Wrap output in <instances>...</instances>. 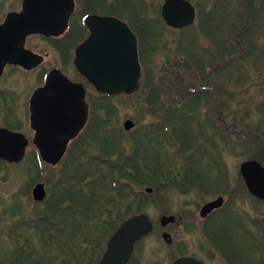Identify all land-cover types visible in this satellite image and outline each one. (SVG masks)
I'll return each mask as SVG.
<instances>
[{
    "label": "flooded vegetation",
    "instance_id": "af4514ba",
    "mask_svg": "<svg viewBox=\"0 0 264 264\" xmlns=\"http://www.w3.org/2000/svg\"><path fill=\"white\" fill-rule=\"evenodd\" d=\"M186 1L194 8V20L190 25L178 29L166 25L161 17V8L159 14L153 20L150 21L145 18V15L142 13L137 14L136 22L134 23L128 13V0H63V5L60 8L62 15L70 12L67 24L59 25L60 29L64 27L63 32L58 36L48 37L40 34H31L24 38L22 47H16L22 52V54L16 56L19 62L5 64L0 74V131L5 130L13 134H18L17 140L11 142L3 141L2 145L10 151L23 148V154L18 160L9 161L0 158V173L4 176L0 178L4 182L10 179L12 184L15 183V191L19 196L17 203H14L11 207L13 220H11L10 234L8 236L11 245L15 247L17 243H20V240H24L25 244L30 242L28 239H20L14 235L17 233V226L23 224V227H27L38 234L39 246L47 250L53 241V238L50 236V228H55L58 238L59 234L65 230V227L62 226L64 219H69V230L75 229V226L79 224V217L77 215L80 214L81 210V195L87 201H92L93 199L94 202L96 201L95 196H90L87 191H81L78 180L73 179L72 182H69L65 179L64 166L70 160L71 153L69 150L77 149L78 147H92L97 133L99 135L104 134L106 138H111L114 132V126H111L112 118L115 119L118 116L117 110L113 106V99L122 97L129 98L130 96L138 94V99L140 98V102L144 103L143 101L149 98V94L144 93L145 88L152 83L154 93H150L151 98L149 103L152 104L150 105L152 108L158 109V112L156 114L153 112L154 122H152L153 125L150 126V130L145 131L142 129L139 133L138 137L142 152H144L145 146H148L149 143H152L153 147L154 145H159L161 133H164L166 136V142L174 143L173 137L176 139L175 134L177 131L174 127V131H170V123L178 128V123L181 124L182 122L185 131L187 121L188 126H190L191 111L187 110L186 114L185 111L184 114H181L180 111L177 114L175 106L172 105L178 99L174 101L169 99L170 101H168L161 94V86L164 85V78L162 80L159 73L163 74V76L167 73V75L178 78L175 74L177 72L176 69H180V67H177L176 64L169 68L161 67L159 73L155 75H152L148 69L150 54L156 51L155 47L158 42L166 39L162 36L163 33L159 31L158 27L172 29L174 31H180L186 28L191 29L193 27L198 28V34H195L194 31L190 33H193L191 35L193 38L191 39V43L197 42L198 37L222 38L221 46L219 45L221 51L219 58L221 57L222 64L214 65L212 70H206L203 62L198 63L201 74L195 78L196 84L203 86L199 90L203 91V93L206 90L207 94H210L209 96L213 99V113L217 115L216 122L222 124L223 113L220 110L224 105L222 93L217 89L218 87L215 89L216 92H214L213 86L216 83L218 85L220 83L221 86V82L223 85V73L226 64H224L225 62L222 56L225 57V52L230 55L236 51L231 50L235 46L233 43L230 44L231 46L227 45V47L226 43H230L231 38L235 37L233 42L239 49H242L246 42L247 52L256 53L264 49L261 48V44L264 43V0H235L236 5H233V0H218L215 4L216 8L202 16L198 14L200 11L197 10L196 6L190 0ZM5 2L6 0L0 1L1 4ZM22 2L23 0H19L16 6L17 8L14 7L15 9L12 8L3 13L0 24L9 13H20L22 11ZM69 2H72V4ZM222 7L224 8L222 9ZM124 25L130 29L135 37L139 65L138 90L134 94H121L118 96L100 94L78 72L73 62L74 55L80 50L81 45L91 34L93 36L91 44L94 57L99 56L101 52H99V48L104 44H107L110 49L113 46L118 48L124 41ZM143 28L145 30L141 31ZM144 35L145 37H143ZM243 37L247 40L246 42L238 40V38ZM33 38L40 41L43 45L33 46L30 44ZM145 45L148 47V53L145 51ZM152 45L153 50H151ZM50 53L55 54L56 59L54 63L47 64V58L51 56ZM79 55L81 54L79 53ZM115 56L118 65L122 66L118 61L119 57L117 53H115ZM108 57L111 59L110 63H114L112 62V59H114L112 51ZM214 57L215 54L213 53L209 55V59L214 60ZM69 66L73 68L75 78H71L68 75L67 67L69 68ZM165 66L167 67V65ZM53 70L61 72L72 83L82 85L88 108L86 124L78 135L68 142L65 153L56 164H50L42 159L37 147L40 139L34 128L35 125H41L45 135L41 137V140L45 139L47 140V144L56 147L54 139L58 138L56 132L57 126L55 123L51 124L48 118H43V115L50 113L49 104L53 105L54 103L51 104L48 100L40 102L34 99V93L36 90L45 86L47 75ZM204 70L206 71L204 72ZM23 74L24 76L27 75V78H21L20 75ZM215 74L218 75L217 79L215 78ZM11 81L12 84L17 85L16 89L9 88ZM208 85L212 89L207 87ZM19 87H22L21 91H19ZM188 89L191 93L195 91L191 88ZM191 93L183 94L185 95L184 97L189 99V101L184 103L190 107L192 106L191 100L193 99V93ZM183 105L181 103L179 106L182 108ZM165 107H168L169 110L165 111ZM180 114L181 116L178 117ZM127 120L129 119L123 121L122 128L125 131L124 137L131 138L133 136L132 128L130 130L124 129V122ZM176 135L178 137V134ZM220 136H223L220 129L206 136L208 147L214 146L215 140ZM49 138L50 143L48 142ZM190 138L191 136L186 132L184 139H182L181 147L184 148L185 155L187 151H192V143L187 141ZM149 139H151V142ZM154 150L155 148H153V156L154 158L156 157L154 161V164H156L155 168L149 171H154L152 176L154 180L161 182L163 187H171L174 184L177 188L175 191L179 190L178 193L188 197L180 201L179 206H172L171 214L168 215L162 211L161 205H159L156 208L160 212L157 222L152 221L145 214L152 223V230L148 235L135 242L127 264H132L133 262L137 264L136 258L142 250V245L154 234H157L159 240L168 249L167 264H264V226L261 228L262 231H259L257 226H255L253 217L242 210L235 201V194L238 190L237 182L243 188L242 194L258 201L264 200L258 199L250 193L240 173L241 164L247 160L240 163L237 180L233 183L229 181V176L225 173L202 172V169L199 167L202 164L197 163V159L195 160L191 157H183V161H186L184 164L188 165L183 171L190 172L195 170L199 173L182 174L175 172L161 175L159 172L160 161L157 162L160 155L156 153L155 156ZM12 154L15 155L16 152H12ZM124 155L128 156L126 152H124ZM219 160L216 158V163ZM258 162L263 166L260 161ZM21 166H25V170H23L24 174L33 177V179L30 181L29 179H22V182L16 185V170ZM59 167H62V170H60V173H57ZM206 170L210 169L206 167ZM37 186H41L37 192L38 197L41 198H35L34 196V190ZM218 187L221 189L217 191L219 192L218 195L207 200L201 199L199 201L197 195L194 194L199 193V197L203 198L205 196H202V194L215 193L214 189ZM150 192L146 191L147 194H151ZM160 194L158 192L155 197L159 198ZM156 198L154 201L157 200ZM219 198L221 200L220 206L214 207L204 214L202 213L207 204ZM83 202L85 201L83 200ZM104 209L106 210L102 208L103 211H99V216L101 214L105 216L104 221L102 220L103 222H101V229L107 236L104 235L103 238H99L97 241L98 246L104 245V248L102 247L100 249V253H97V250L91 254H83V258L86 259L84 264H100L109 238L130 217L123 219L124 216H120L118 211L122 209L120 206L111 208V210L105 207ZM114 212L119 214V216L117 215L118 218L112 220L113 218L110 216ZM108 217L112 221L110 224L109 222H107L108 224L105 223ZM163 217L170 218L171 220L169 222H162L161 219ZM193 240L197 241L195 246H193ZM29 245L32 244L29 243ZM24 251V254L14 251L3 256L8 257L12 262L15 261V264H31L33 259L31 256L35 253L33 254L32 249H24ZM50 264L82 263H80L77 254L61 253L51 255Z\"/></svg>",
    "mask_w": 264,
    "mask_h": 264
},
{
    "label": "rangeland",
    "instance_id": "374dc122",
    "mask_svg": "<svg viewBox=\"0 0 264 264\" xmlns=\"http://www.w3.org/2000/svg\"><path fill=\"white\" fill-rule=\"evenodd\" d=\"M190 1L196 6L197 10L200 11V13L198 14H201L202 16L210 13L212 9H215V4L218 0ZM18 2L19 0H6L4 4L0 3V19L2 18V14L4 12L9 11L14 7L17 8L16 6ZM131 2L133 3L131 4L132 8H130V0H128V13L129 16H131V18L133 19L134 23L136 22L137 14L142 13L145 15V18L149 19L150 21L153 20V18L159 14L161 5L163 4V0H131ZM233 5H236L235 0H233ZM223 8L224 7H222V9ZM154 24L156 23L154 22ZM158 29L163 33L162 36L166 39L158 42L157 46L155 47L156 51L150 54V60L148 59L150 63L148 64V69L150 70L152 75H155L156 73H159L161 67L169 68L174 64H176L177 67H180V69H176L177 72L175 74V76H177L178 78L173 77L172 75H167V73L164 76L161 73H159V75L161 76L162 80L164 78V85L161 86V94L163 98L168 101H170L169 99H171V101L178 99V101L175 102L172 106L181 109L179 105L181 103L184 104V102L189 101V99L187 97H184L185 95H183L191 93L190 91H188V88L195 90L194 92H192L193 94L191 93L192 96L194 94L202 92L201 90H199V88L203 86L197 85L195 82V78L197 77V75L201 74L198 68V63L203 62L206 70H212L214 65L222 64L221 57L219 58V54L221 53L219 45L221 46L222 38L198 37L197 42L191 43V39H193L191 35H193V33H190L191 31H194L195 34H198V28H186L180 31H174L172 29H166L163 27H158ZM144 30L145 29L143 28L141 31ZM143 37H145V35ZM234 39L235 37H232L230 43H226V47L227 45L233 43L235 46H233L231 50L236 51L232 53L229 58V54L225 52L224 56L226 57L222 56V59L225 62L224 64H226L228 60H230V58L233 56L236 59V63H230L227 69L225 68L226 66L224 67L225 70L223 73V85L221 82V86L220 83L219 85L218 83H216V85L213 86L214 92H216L215 89L218 87L217 89L222 93V100L224 104L223 108H220L223 113L222 124L216 122L217 115L213 113V99L209 96L210 94H207L206 90L204 91V99L201 101V103H199V108L197 109V118L198 121L201 122L199 124H202L205 127V137L212 132H215L219 129L221 130L223 136H220L215 140L213 148L208 147L209 145L206 143L207 141L204 140L199 144H201L204 148L206 147V151H187L186 155L181 156V152H179V150L180 148H182V139H184L186 134L183 123L181 122V124L178 123V129H180L178 137L176 134V139L175 137H173L174 143L166 142V136L164 135V133H161L160 144L157 146L154 145V147L153 144H151L150 146H145L146 148L144 152H142L140 143L138 144V147H132L133 141L131 143V138L124 137L125 131L122 128V123L126 119L132 121L134 126L131 130L132 132L135 131L138 136L142 129H144L145 131L150 130V126H152V122H154L153 112L155 114L158 112V109L152 108L150 106L152 104L149 103V100L151 98L150 93H154L153 85H151L152 83L149 86L147 85V87L145 88L144 93L149 94V98L145 99L143 101L144 103L140 102V98L138 99L137 97L138 94L130 96L129 98L122 97L113 99V106L114 108H116L118 116L115 119L112 118L113 121L111 120V126H114V131L122 132V145L125 147L124 152H126L128 156H137L136 149H139L140 153L138 154L137 158L141 159V165L144 169L145 174L147 173L148 169L153 170L155 168V166L152 164H154L153 160L155 161L156 157H151L152 154H150L151 150L149 148H155V156L156 153H159L160 156H166L170 160V162L165 161L162 157L157 159V162H164L163 164L159 165L161 168H163L160 171L167 173H178L179 171H183L184 168L188 167L187 164H184L186 163V161H183V157H191L192 159H197V163L202 164L201 166H199L202 169V172L205 173V171H207V173L215 172L218 174L225 173L229 176V181L235 183V181L237 180L239 165L242 161L253 159L252 157H255L256 160L258 159V161H260L264 166V49L260 52L250 53L247 52V40L244 37L238 38V40L246 42L244 43L242 49H239L237 47V45L233 42ZM30 44H32L33 46L43 45L42 43H40V41H37L34 38L31 40ZM261 48H264V43L261 44ZM153 49L154 48L152 45L151 50ZM145 51L146 53H148L147 45H145ZM212 53L215 54L214 60L209 59V55H211ZM50 55V58H47V64H50L52 62L54 63L56 59L55 54L50 53ZM178 64H180L181 66ZM165 65H167V67ZM206 70H204V72ZM67 73L71 78H75V73L71 66H69V68L67 67ZM216 75L217 74H215V78L217 79L218 75ZM20 76L21 78H27V75L24 76V74ZM207 87H210L212 89L210 85H208ZM9 88L16 89L17 85L12 84L11 81L9 84ZM21 88L22 87H19V91H21ZM191 104L192 106H195V100L192 99ZM166 110H169L168 107H165V111ZM242 117L248 118H246L243 125L234 122L236 120H240ZM169 126L170 131H174L173 127L177 130L174 124L170 123ZM97 139L100 140L98 136ZM98 140L94 141V145H92L93 149L91 151L94 155H96L97 151L99 150L97 148H94L97 147L96 145ZM240 142H242L243 144H248L249 147L247 148V152L242 151V143L240 145ZM216 158L220 159L221 162L219 160V162L216 163ZM206 167H208V169L210 170H206ZM24 168L25 166H21L16 170V185L22 182V179H29V181L33 179V177L24 174ZM60 170H62V167H59V169H57V173H60ZM0 177H4L2 173H0ZM146 177L149 176L146 175ZM49 178L51 177L49 176ZM105 180L108 181V185L105 182L103 183L104 193L95 195L96 203H94L89 208H86L87 206H84V208L87 210V213H89V211H93V213H89V215L86 216L85 220H81L79 218V224H77L78 226L76 225L77 227L74 225L75 229L73 230H69V219H64V223H62V226L65 227V230L62 231L61 234H59V239L57 238L55 228H50V236L51 238H53V241L52 244H50V248H47V250H45L42 249L41 246H39V240L37 237L38 234L27 227H23V224L17 226V233H15L14 235L15 237H18L20 239H28V241L30 242H28V244H25L24 240H20V243H17L15 247L11 245L10 241L8 240L12 222L11 220H13L11 215V207L14 203H17V198H19V196L15 191V183L12 184L10 179L9 181L4 182L3 179L0 178V264H15V261L12 262L11 259H9L8 257H4L3 255L9 252H18V250L24 251V249H32L33 254L35 253L31 256L33 258L31 264H42V262L43 264H50V256L61 253L74 255L77 254L80 259V263L84 264L86 260L82 256L84 252L89 254L91 247H98V239L103 238V236L105 235L101 229V222L104 221L105 216L103 214L99 216V211L102 210V208L103 210H106L104 209V207L109 210L116 207L115 204L117 203L119 197H124V206H120L122 207V209L118 210L120 216L126 215L129 212L133 214L144 213L152 221L155 222H157V219L160 215L159 210L156 209L159 205H161L160 207L162 208V211H164L166 215H168L171 214L172 206H179V202L188 197L186 195L178 193L179 190L175 191V189L177 188L174 186V184L171 187H163L161 185V182H156L154 178L153 180H151L153 182V184H151L153 188L151 186H141L135 184L134 182L130 183V187L129 180L127 178H124L123 176H120L119 184L124 185V189L122 188V190L124 191L123 193H120V191L116 190L109 192L107 190L108 186L110 185L109 179ZM237 184L238 190L235 194V201L242 210H244L249 216L253 217L252 219L255 222V226H257L259 231H262L261 228L264 226V200L258 201L245 196L244 194H242L243 188L241 187L239 182H237ZM130 188H132V193L131 191H129ZM146 188L152 189L150 192L151 194L146 193ZM218 190L221 189L218 187L214 189L215 193L202 194V196H205L203 198L199 197V193L194 194L197 195L199 201L201 199L207 200L218 195ZM158 192H160L161 194L159 195V198H156L155 195ZM155 198L157 199L156 201H154ZM130 201H136L137 203L132 205L130 207L131 209L128 210L126 206L130 203ZM117 215L119 216V214L114 212L110 217L113 218L112 220H114L118 218ZM107 222H109V224L112 222L110 221L109 217L105 220L106 224H108ZM196 242V240H193V246H195ZM29 243L32 245H29ZM102 247L104 248V245ZM167 259L168 249L166 245H164L162 241L159 240L157 234L152 235L150 239L142 245V250L138 253L136 258L137 264H167Z\"/></svg>",
    "mask_w": 264,
    "mask_h": 264
},
{
    "label": "water",
    "instance_id": "95a60500",
    "mask_svg": "<svg viewBox=\"0 0 264 264\" xmlns=\"http://www.w3.org/2000/svg\"><path fill=\"white\" fill-rule=\"evenodd\" d=\"M62 5L63 0H23L20 13H9L6 16L4 22L0 24V74L5 64L19 62L16 56L22 52L16 47H22L26 36L31 34L58 36L63 32L64 27L60 29L59 25L67 24L70 12L62 15L60 9ZM194 15L193 6L186 0H164L161 5L163 21L173 28L179 29L190 25ZM92 39L91 34L74 55V65L78 72L100 94L118 96L135 93L139 86V65L135 37L130 29L124 25L123 43L118 48L113 46L112 49L104 44L99 48L101 52L98 57L93 56ZM111 51L114 63H110L111 59L108 57ZM115 53L118 54V61L122 66L118 65ZM34 99L40 102L48 100L51 104H56H49L50 113L43 115V118H48L51 124L55 123L57 126L58 138L54 139L56 147L47 144L45 139L41 140V137L45 136L41 125L34 126L40 139L37 147L42 159L50 164H56L65 153L68 142L78 135L86 123L88 108L85 91L82 85L72 83L61 72L53 70L47 75L45 86L34 93ZM133 126L130 120L124 122L125 130H130ZM17 137L18 134L0 131V158L9 161L21 158L23 148L10 151L2 145L3 141L11 142L17 140ZM48 142L50 143V138ZM240 173L250 193L258 199H264L262 165L255 160L244 161L240 166ZM40 188L41 186H37L34 190L35 198H41L37 193ZM146 191L150 192V189ZM220 204L219 198L207 204L202 213ZM170 220L166 217L161 219L162 222ZM151 230L152 224L145 214L131 216L109 238L100 264H127L135 242L148 235Z\"/></svg>",
    "mask_w": 264,
    "mask_h": 264
},
{
    "label": "trees",
    "instance_id": "16d2710c",
    "mask_svg": "<svg viewBox=\"0 0 264 264\" xmlns=\"http://www.w3.org/2000/svg\"><path fill=\"white\" fill-rule=\"evenodd\" d=\"M133 2V1H132ZM130 0L129 6L131 7V4H133ZM143 10V9H142ZM232 55V54H230ZM228 55V58L229 56ZM226 57V56H225ZM236 61L235 57H231L230 60H228V62L226 63V69L227 67H229L230 63H234ZM236 63V62H235ZM238 70V69H237ZM202 98H204V93L199 92L197 94L193 95V99L195 100L196 104L195 106H188L186 103H184V105L182 106L181 109H178L177 107H175L177 114L180 113L186 114L187 110L191 111V121H190V126H188V121L186 123V132L189 133V135L191 136L190 141L192 143V151L193 152H199L200 150L206 151V149L199 143H201L202 141L206 140L205 138V127L201 123L200 121H198L197 118V109L199 108V103H201ZM198 105V107H197ZM178 115L179 116H181ZM247 116V115H246ZM247 117H242L240 120H236L234 122H236L237 124H241L243 125L245 123ZM248 119V118H247ZM210 126V125H209ZM207 127V126H206ZM179 130L177 128V133L179 135ZM121 131H114L111 138H106L104 134H100L97 133L96 134V139H94V141L98 140L97 136L99 137L100 140L97 141V148L99 149L97 151V154L94 155L92 153V149L91 148H82V147H78L77 149H73V150H69V152L71 153L70 155V160L69 163H66L64 166V174H65V179L68 180L69 182H72L73 179L78 180L79 181V188L81 189V191H87V193H89L90 196H95L99 193L103 194L104 193V186L103 183L105 182L107 184L108 181H106L105 179H109V186H108V191H120V193H123L124 191L122 190V188L124 189V185L123 184H119V178L120 176H123L124 178H127L129 180V186L131 182H134L135 184L141 185V186H151V184H153V182L151 180H153V172H149L150 169L147 170V173H144V169L142 167V162L141 159L137 158L138 154L140 153L139 149H136V154L137 156H123L124 155V146L122 145V135H121ZM102 135V137H100ZM151 142V139H149ZM133 141L132 147H138L139 145V137L136 134V132H133V136L131 137V143ZM210 142V141H208ZM242 142H240L241 145ZM152 143H149V146ZM241 149L244 152L248 151V144H243L241 145ZM213 148V146H212ZM96 149V150H97ZM145 150V149H144ZM151 152L150 154L152 158H154L153 156V148H150ZM184 149L180 148L179 152H181V156H184ZM146 152V151H145ZM212 152V151H211ZM134 154V155H136ZM149 154V156H150ZM179 154V153H178ZM179 154V155H180ZM202 156V155H201ZM111 157V158H110ZM163 158L165 161L170 162V160L166 157L161 155L160 158ZM151 158V159H152ZM253 159H256L255 157H252ZM258 161V159H257ZM154 162V160H153ZM164 162H161L160 164H163ZM156 164V163H155ZM154 164V166H155ZM153 165V164H152ZM169 165V164H168ZM159 170H162L163 168H161L159 166ZM157 170V169H156ZM149 172V173H148ZM161 175H167V174H171V172H163V171H159ZM207 172V171H206ZM157 173V172H155ZM178 173H182V171H179ZM183 173H187V174H196L199 173L198 171H190V172H183ZM149 176V177H146ZM162 181V180H161ZM108 185V184H107ZM131 187V186H130ZM153 188V187H152ZM132 188H130L129 191H131ZM132 193V191H131ZM82 196V205H81V210H80V214H78L77 216L82 220L86 219V216L89 215V213H93V211H89V213H87V210L84 208V206H87L86 208L91 207L94 203V199L92 201H87L85 200L84 196ZM83 200L85 202H83ZM110 201V200H109ZM124 202V197H119L117 203L115 204L116 206H124L123 204ZM108 203V202H107ZM136 201H130L129 204H127L126 208H128V210H130L131 206L136 204ZM138 214V213H137ZM99 215V214H98ZM135 215L131 212L127 213L126 215H123V219ZM99 247L102 246H94L91 247V250L89 251V254L94 253L95 251H97V253H100V249ZM17 253H22L24 254L25 251L23 250H18ZM84 254H88L85 253Z\"/></svg>",
    "mask_w": 264,
    "mask_h": 264
}]
</instances>
